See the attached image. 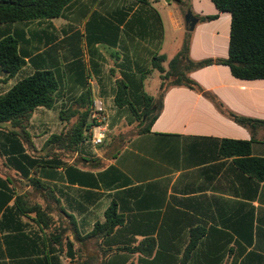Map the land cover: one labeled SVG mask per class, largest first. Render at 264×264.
<instances>
[{
	"label": "crops",
	"instance_id": "obj_1",
	"mask_svg": "<svg viewBox=\"0 0 264 264\" xmlns=\"http://www.w3.org/2000/svg\"><path fill=\"white\" fill-rule=\"evenodd\" d=\"M148 1L149 6L137 0H73L57 18L0 25V41L14 38L25 63L13 78L0 69V96L36 72H52L59 81L54 108L32 114L26 139L0 125V264H142L141 256L119 250L136 246L144 231L156 239L167 236L159 242L166 250L184 251L195 241L188 264H264V181L242 172L221 149L223 140L251 141L252 132L201 93L168 88L150 131L112 157L98 155L102 167L75 164L79 150L66 163L57 155L48 160L47 140L60 133L47 134L46 123L60 120L61 110L76 106L86 93L90 101H102L106 112L107 92L124 74L156 99L160 87L149 93L146 85L157 71L143 83L141 77L154 55L166 56L167 68L186 34L191 61L228 58L229 13L210 0H193L190 14L197 22L189 31L178 8ZM154 12L161 32L140 35L142 21L151 27L154 15L158 22ZM166 26L180 33L171 54L165 50ZM188 77L229 111L264 121V79H237L221 64L192 70ZM32 148L38 155L33 168L6 161L22 151L31 155ZM252 156L264 159L263 128L255 133ZM113 200L143 208L119 212L128 232L121 234L119 227L109 237L86 238L104 223Z\"/></svg>",
	"mask_w": 264,
	"mask_h": 264
},
{
	"label": "trees",
	"instance_id": "obj_2",
	"mask_svg": "<svg viewBox=\"0 0 264 264\" xmlns=\"http://www.w3.org/2000/svg\"><path fill=\"white\" fill-rule=\"evenodd\" d=\"M73 0H0V25L16 22L32 21L37 19H52L59 17L63 10ZM143 5H150L148 0H137ZM215 7L231 15V29L228 58L224 60L207 59L193 62L189 58L190 34L185 36L182 49L168 62L164 55H154L151 59L150 69L141 77V83L147 75L157 71L161 75L162 83L159 95L155 99L140 91L135 85L134 76L124 74L116 82L114 105L120 110L128 109L132 117L139 123L136 135L150 131L157 120L163 105L165 92L170 87L185 86L203 94L212 101L216 108L234 123L252 132L251 141L223 140L221 149L224 155L234 156L235 163L242 172L248 173L258 181H264V159L252 156V142L257 129H264V121L236 115L229 111L222 102L212 94L204 92L200 86L188 77V72L201 69L214 64L227 66L232 75L240 80L252 81L264 79V0H210ZM156 22L154 15L152 26L147 21H142L140 35H147L158 30L161 32V20ZM208 20L214 19L208 17ZM18 42L12 37H5L0 41V69L10 78L24 67L25 63L18 52ZM59 90V81L52 72H36L35 74L19 80L8 92L0 96V125L7 124L9 128L18 132V136L26 139L27 127L32 114L38 108L53 109ZM86 93L75 102L74 107L61 110L60 120L65 123L59 135H52L47 140L46 146L56 151H68L71 154L79 150V146L87 139L90 125L88 123L89 109L93 104ZM32 151H36L32 148ZM31 168L38 163L24 154H16ZM20 162V160H17ZM85 162L87 160H84ZM100 162V160H97ZM99 167V166H98ZM102 167V164L100 165ZM125 202L122 207L113 200L105 211L104 223H97L92 233L86 238H104L111 236L117 228L128 232L124 224L127 220L120 215V211L143 206L132 202ZM148 218L149 214H141ZM73 225L74 224L73 222ZM142 240L136 246H127L119 251L131 256H141L142 264H188L193 255L196 242H191L186 250H166V246L159 243L167 236L160 235L154 238L149 231L141 234ZM129 244V243H128ZM160 247V249L158 248Z\"/></svg>",
	"mask_w": 264,
	"mask_h": 264
},
{
	"label": "rangeland",
	"instance_id": "obj_3",
	"mask_svg": "<svg viewBox=\"0 0 264 264\" xmlns=\"http://www.w3.org/2000/svg\"><path fill=\"white\" fill-rule=\"evenodd\" d=\"M193 2H194L193 0H171L167 6H169V8L170 7L178 8L179 11L182 13V19L184 20L185 16L187 14H190V10L192 7L191 3ZM185 28L186 30H188V25H185ZM166 31H167V43L165 50L166 53L171 54L175 42H177L178 39H180L179 38L180 33L178 34L172 33V31L167 26H166ZM161 83H162L161 75L157 72L154 73L152 77L149 78V81L146 85L147 92L155 93L156 87H160ZM115 91L116 89L113 88L112 90L107 92L108 94L105 98L106 100L104 99V102H106L105 117L107 120L106 122L108 124V134L106 136L104 143L102 144V146L94 148L90 140V135L89 133H87V139L79 147L80 152L78 158L75 161V164L84 166L89 169L98 166L97 160H100L101 162L100 165L102 164V166H104L105 165L104 161L98 155L103 156L104 154H106L107 156L112 157L116 152L122 149L130 139L136 136L139 123L135 121V119L132 117L128 109L119 110L118 108L115 107L113 103V99H111L112 97H114ZM66 109L68 108H63V110ZM54 119L55 120L51 119L45 125L46 126L45 130L47 134L48 133L56 134L57 132L61 134V132L64 129L65 123L61 120H58V118H54ZM37 126H38L37 122L34 123V125L32 126L33 128H35L33 130L35 133H37V129H38ZM35 135L37 136V134ZM43 140L44 138H41L36 142L38 141L42 142ZM74 154L75 153L71 154L67 150L56 152V150L48 147L47 157L48 160L49 158L55 159L57 155L62 163H66L70 161V158ZM25 155L35 160H37L38 158L37 150L32 151L31 155L29 153H25ZM0 159H1V155H0ZM17 160H22V159L15 155V156H10L9 159L6 161L17 166V162H18ZM84 160H87L86 163ZM25 164L27 165L28 163Z\"/></svg>",
	"mask_w": 264,
	"mask_h": 264
},
{
	"label": "built area",
	"instance_id": "obj_4",
	"mask_svg": "<svg viewBox=\"0 0 264 264\" xmlns=\"http://www.w3.org/2000/svg\"><path fill=\"white\" fill-rule=\"evenodd\" d=\"M88 121L90 125L88 133L92 146L94 148L102 146L108 134V124L106 122L105 109L102 101H93L89 109Z\"/></svg>",
	"mask_w": 264,
	"mask_h": 264
},
{
	"label": "water",
	"instance_id": "obj_5",
	"mask_svg": "<svg viewBox=\"0 0 264 264\" xmlns=\"http://www.w3.org/2000/svg\"><path fill=\"white\" fill-rule=\"evenodd\" d=\"M165 3L169 4L171 0H163ZM185 24L188 25V30L192 31L194 29V26L197 22L196 19L192 18L191 14H187L185 16Z\"/></svg>",
	"mask_w": 264,
	"mask_h": 264
}]
</instances>
